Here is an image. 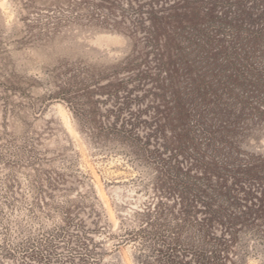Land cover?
Here are the masks:
<instances>
[{
  "label": "rangeland",
  "instance_id": "1",
  "mask_svg": "<svg viewBox=\"0 0 264 264\" xmlns=\"http://www.w3.org/2000/svg\"><path fill=\"white\" fill-rule=\"evenodd\" d=\"M0 264H264V0H0Z\"/></svg>",
  "mask_w": 264,
  "mask_h": 264
},
{
  "label": "trees",
  "instance_id": "2",
  "mask_svg": "<svg viewBox=\"0 0 264 264\" xmlns=\"http://www.w3.org/2000/svg\"><path fill=\"white\" fill-rule=\"evenodd\" d=\"M229 60V59H228ZM239 60H243L244 61V59L243 58H241L240 56H238V54H237V56L235 57V61H237V64L240 66H238L237 67V64L236 63H234V62H230L229 63V61H227L229 64L228 65H230V66H232V70L235 72V74H237V75H235L236 76V78L238 79V78H241V77H239L238 76V74H242V72H241V66H244L243 65V63H241V61H239ZM246 66H244L243 68H245ZM245 70V69H244ZM186 183V182H185ZM184 183V184H185ZM188 186H190V183L188 182V183H186ZM205 203V202H204ZM207 205H208V203H206ZM241 215V213H236V215ZM229 225H234V223L233 222H230L229 223ZM231 226V230H234V227H232ZM208 237H210L209 235H208ZM207 244H208V242H207ZM206 252H209V251H207V250H205Z\"/></svg>",
  "mask_w": 264,
  "mask_h": 264
}]
</instances>
